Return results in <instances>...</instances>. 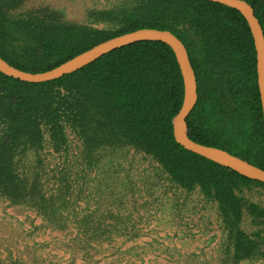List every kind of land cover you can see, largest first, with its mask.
<instances>
[{
	"label": "trees",
	"instance_id": "1",
	"mask_svg": "<svg viewBox=\"0 0 264 264\" xmlns=\"http://www.w3.org/2000/svg\"><path fill=\"white\" fill-rule=\"evenodd\" d=\"M26 1L0 0V57L10 65L42 72L129 31L169 30L196 77L189 138L264 169L255 49L238 10L207 0H123L89 12L92 23L111 26L101 28L67 21L49 6L18 12ZM244 1L264 35V0ZM182 99L174 53L155 40L112 50L47 82L0 72V198L32 209L54 230L73 226L79 249L134 241L165 209L193 215L201 205L219 224L223 262L264 261V204L255 200L264 182L175 142L172 118ZM71 139L83 164L75 170L65 165ZM106 158L122 168L105 170Z\"/></svg>",
	"mask_w": 264,
	"mask_h": 264
},
{
	"label": "rangeland",
	"instance_id": "2",
	"mask_svg": "<svg viewBox=\"0 0 264 264\" xmlns=\"http://www.w3.org/2000/svg\"><path fill=\"white\" fill-rule=\"evenodd\" d=\"M122 1L28 0L18 12L49 6L60 10L67 21L90 23L102 28L111 26L92 23L89 12L116 6ZM71 141L65 165L75 170L83 164L75 140ZM48 159L56 161L51 156ZM107 159L102 165L105 170L122 168L116 166L117 163L111 165ZM132 167H136L135 162ZM102 178L110 180L106 175ZM138 197L135 196L136 199ZM255 200L264 204V191L255 193ZM200 207L198 205L197 213L193 215L178 211L172 216L165 209L144 227L142 236L134 241L124 242L119 238L111 243L79 249L73 226L64 231L54 230L32 209L12 206L0 198V264H226L218 254L221 232L217 219L212 212L203 211ZM240 264H264V261Z\"/></svg>",
	"mask_w": 264,
	"mask_h": 264
},
{
	"label": "water",
	"instance_id": "3",
	"mask_svg": "<svg viewBox=\"0 0 264 264\" xmlns=\"http://www.w3.org/2000/svg\"><path fill=\"white\" fill-rule=\"evenodd\" d=\"M223 4L238 10L245 18L250 29L256 58L257 87L261 103L264 123V35L253 8L244 0H207ZM158 41L168 45L174 53L183 83V99L178 112L172 118V135L177 144L184 149L201 157L213 161L223 167L231 169L240 175L252 180L264 182V169L259 168L247 160L240 158L224 149L203 145L189 138L187 134L186 118L197 102V83L194 70L184 44L169 30L151 27L139 28L124 34L102 41L91 48L75 55L58 66L42 71L29 72L10 65L0 57V72L15 79L40 83L58 79L65 74H70L87 64L95 61L102 55L112 50L138 41Z\"/></svg>",
	"mask_w": 264,
	"mask_h": 264
}]
</instances>
